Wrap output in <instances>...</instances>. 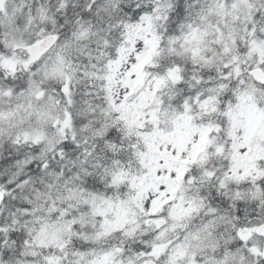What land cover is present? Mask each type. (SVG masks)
I'll return each instance as SVG.
<instances>
[{
  "label": "snow or ice",
  "instance_id": "1",
  "mask_svg": "<svg viewBox=\"0 0 264 264\" xmlns=\"http://www.w3.org/2000/svg\"><path fill=\"white\" fill-rule=\"evenodd\" d=\"M0 264H264V0H0Z\"/></svg>",
  "mask_w": 264,
  "mask_h": 264
}]
</instances>
